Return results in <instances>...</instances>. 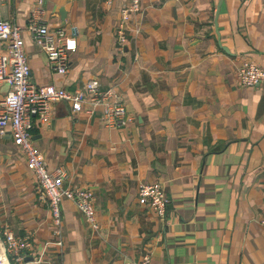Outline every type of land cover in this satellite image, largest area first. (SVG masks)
I'll use <instances>...</instances> for the list:
<instances>
[{
    "label": "crops",
    "instance_id": "obj_1",
    "mask_svg": "<svg viewBox=\"0 0 264 264\" xmlns=\"http://www.w3.org/2000/svg\"><path fill=\"white\" fill-rule=\"evenodd\" d=\"M129 5L0 0V20L22 30L34 85L75 91L96 80L130 118L108 128L101 109L74 114L61 102L47 124L32 119L48 167L94 197L97 228L64 200L59 236L22 152L0 135V236L25 243L9 263L139 264L148 254L152 264H264V81L244 89L236 75L245 61L264 71V0H139L123 22ZM35 11L76 40L63 75L27 30ZM8 90L0 83V101ZM141 183L164 189L163 217L138 203Z\"/></svg>",
    "mask_w": 264,
    "mask_h": 264
},
{
    "label": "built area",
    "instance_id": "obj_2",
    "mask_svg": "<svg viewBox=\"0 0 264 264\" xmlns=\"http://www.w3.org/2000/svg\"><path fill=\"white\" fill-rule=\"evenodd\" d=\"M39 3V2H38ZM40 4V3H39ZM139 11V0H130L128 8L122 11V21L129 13ZM38 11L32 14L27 30L34 44L46 53L49 65L58 73L68 70V56L77 49L76 40L67 36L59 28L53 31L38 22ZM118 41L125 42L123 30L117 34ZM0 43L6 44L5 53L0 55V83L9 90L0 101V135L10 134L12 143L22 152L26 169L35 180V192L44 200L52 216L54 234L60 235L61 210L64 200L75 203L85 221L97 228L93 193L86 189L64 186L66 173L62 168L50 169L44 155L33 145L31 129L32 119L41 125L51 119L53 106L57 103L69 105L72 113L85 111L92 115L101 109V123L108 128H124L130 122L125 106L113 90H103L98 81L92 80L81 90L67 91L50 84L36 86L31 82V71L25 53V43L19 26L0 20ZM239 85L253 88L264 81V71L256 63L245 61L236 70ZM138 203L149 206L159 217H163L169 203L164 189L159 183H141L137 189ZM260 226L264 229V208ZM4 252L17 250L25 245L9 233L0 236ZM57 245H61L58 242ZM139 264H152L150 255H145Z\"/></svg>",
    "mask_w": 264,
    "mask_h": 264
},
{
    "label": "rangeland",
    "instance_id": "obj_3",
    "mask_svg": "<svg viewBox=\"0 0 264 264\" xmlns=\"http://www.w3.org/2000/svg\"><path fill=\"white\" fill-rule=\"evenodd\" d=\"M9 259H10V257H9V254L7 253V260H8V263H9ZM6 262H7V261L4 260V256H3V254L0 253V264H7ZM9 264H10V263H9Z\"/></svg>",
    "mask_w": 264,
    "mask_h": 264
},
{
    "label": "bare ground",
    "instance_id": "obj_4",
    "mask_svg": "<svg viewBox=\"0 0 264 264\" xmlns=\"http://www.w3.org/2000/svg\"><path fill=\"white\" fill-rule=\"evenodd\" d=\"M0 248H1V250H2V253H3V256H4V260L8 261V260H7V257H6V254H5V252H4V249H3V247H2L1 241H0ZM6 263H7V262H6Z\"/></svg>",
    "mask_w": 264,
    "mask_h": 264
},
{
    "label": "water",
    "instance_id": "obj_5",
    "mask_svg": "<svg viewBox=\"0 0 264 264\" xmlns=\"http://www.w3.org/2000/svg\"><path fill=\"white\" fill-rule=\"evenodd\" d=\"M61 16H62V18L64 17V14H63V12H61Z\"/></svg>",
    "mask_w": 264,
    "mask_h": 264
},
{
    "label": "trees",
    "instance_id": "obj_6",
    "mask_svg": "<svg viewBox=\"0 0 264 264\" xmlns=\"http://www.w3.org/2000/svg\"><path fill=\"white\" fill-rule=\"evenodd\" d=\"M7 264H8V261H7Z\"/></svg>",
    "mask_w": 264,
    "mask_h": 264
}]
</instances>
